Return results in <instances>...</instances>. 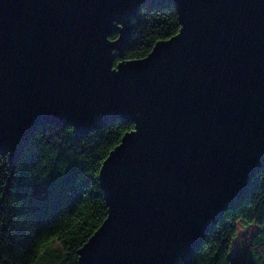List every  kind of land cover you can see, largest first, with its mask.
Instances as JSON below:
<instances>
[{"label":"water","instance_id":"95a60500","mask_svg":"<svg viewBox=\"0 0 264 264\" xmlns=\"http://www.w3.org/2000/svg\"><path fill=\"white\" fill-rule=\"evenodd\" d=\"M166 3L178 33L115 64ZM116 121L135 125L101 166L109 212L79 264H192L264 166V0H0V153L16 162L40 125Z\"/></svg>","mask_w":264,"mask_h":264},{"label":"trees","instance_id":"16d2710c","mask_svg":"<svg viewBox=\"0 0 264 264\" xmlns=\"http://www.w3.org/2000/svg\"><path fill=\"white\" fill-rule=\"evenodd\" d=\"M180 29L169 3L145 7L132 21L130 45L114 63L146 56L156 42ZM118 31L109 38L117 39ZM135 123L116 121L79 138L73 127L40 125L15 162L0 153V264H79L78 250L106 219L109 207L99 181L104 160ZM255 224L248 255L228 256L237 223ZM47 240V251L36 252ZM175 264H182L177 261ZM192 264H264V166L244 202L228 210L206 236Z\"/></svg>","mask_w":264,"mask_h":264},{"label":"rangeland","instance_id":"374dc122","mask_svg":"<svg viewBox=\"0 0 264 264\" xmlns=\"http://www.w3.org/2000/svg\"><path fill=\"white\" fill-rule=\"evenodd\" d=\"M256 231L257 226L255 224L247 225L239 220L237 223V235L232 241L228 256L233 259L237 257L245 258L248 255L251 240Z\"/></svg>","mask_w":264,"mask_h":264},{"label":"snow or ice","instance_id":"6c2138e0","mask_svg":"<svg viewBox=\"0 0 264 264\" xmlns=\"http://www.w3.org/2000/svg\"><path fill=\"white\" fill-rule=\"evenodd\" d=\"M49 244V241L47 240H40L37 242L36 252L38 254H43L47 251V246ZM34 264H45V261L43 260H37L34 261Z\"/></svg>","mask_w":264,"mask_h":264}]
</instances>
